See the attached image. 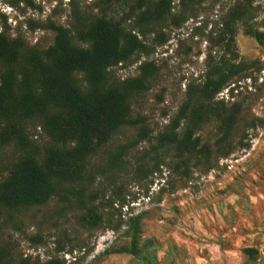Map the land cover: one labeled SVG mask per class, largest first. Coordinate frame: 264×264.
I'll return each instance as SVG.
<instances>
[{
	"label": "rangeland",
	"instance_id": "1",
	"mask_svg": "<svg viewBox=\"0 0 264 264\" xmlns=\"http://www.w3.org/2000/svg\"><path fill=\"white\" fill-rule=\"evenodd\" d=\"M235 1L173 0L172 12L161 21H124L144 46L111 67V81L137 76L147 64L149 87L131 98L139 123L120 128L91 155V175L84 181L66 184L44 204L2 210L0 252L6 259L13 264L27 256L40 261L58 256L66 264H264V44L241 22L225 27ZM141 2L0 0V31L18 38L23 53L43 50L54 42V24L74 29L79 20L101 15L124 19L132 6L138 12L148 7ZM263 17L264 11L259 20ZM220 62H243L244 71L210 101L211 117L195 135L200 148L182 155L173 143L161 144L159 138L179 116L182 132L209 74L219 77L214 66ZM77 77L82 83L83 73ZM230 114L236 118L225 135L220 116ZM30 130L42 151L54 143L33 123ZM19 156L13 145L0 149V178ZM89 213L93 217L84 221ZM133 241L135 254L115 252ZM246 247L254 251L246 253Z\"/></svg>",
	"mask_w": 264,
	"mask_h": 264
},
{
	"label": "trees",
	"instance_id": "2",
	"mask_svg": "<svg viewBox=\"0 0 264 264\" xmlns=\"http://www.w3.org/2000/svg\"><path fill=\"white\" fill-rule=\"evenodd\" d=\"M146 9L138 12L132 6L124 19L101 15L89 22L79 20L76 27L54 24V42L40 50L0 31V149L13 145L20 156L5 178H0V214L2 210H18L46 203L66 184L80 183L87 175L91 155L124 126L139 123L133 115L131 98L149 87V71L117 82L111 81V67L141 52L144 41L124 21L133 17L144 22H158L173 9V0H141ZM196 0H180L189 4ZM151 4L153 7H151ZM264 0H236L224 19L230 29L241 22L245 32L264 44ZM233 29V28H232ZM232 31V30H231ZM75 38L84 45L75 42ZM243 62L214 66L215 78L209 74L199 89L190 117L178 132L181 116L174 119L173 129L159 138L161 144L173 143L183 155L200 148L195 136L200 124L210 118V101L233 76L244 71ZM84 75L82 83L77 73ZM213 110V109H212ZM185 110L182 111V113ZM219 116L221 114H214ZM223 117L222 129L228 135L235 114ZM40 127L54 143L42 151L30 130ZM208 151L207 146H203ZM82 185L80 191H84ZM93 214L83 216L90 221ZM135 233L140 219L133 220ZM136 242L115 252L135 254ZM246 253L254 251L246 247ZM0 264H13L0 252ZM14 264H66L58 256L46 261L25 257Z\"/></svg>",
	"mask_w": 264,
	"mask_h": 264
},
{
	"label": "crops",
	"instance_id": "3",
	"mask_svg": "<svg viewBox=\"0 0 264 264\" xmlns=\"http://www.w3.org/2000/svg\"><path fill=\"white\" fill-rule=\"evenodd\" d=\"M259 233V232H257ZM262 244H263V247H264V234H263V237H262Z\"/></svg>",
	"mask_w": 264,
	"mask_h": 264
}]
</instances>
